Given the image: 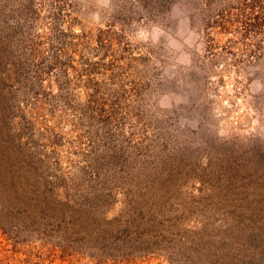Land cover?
Returning <instances> with one entry per match:
<instances>
[{
    "label": "rangeland",
    "instance_id": "1",
    "mask_svg": "<svg viewBox=\"0 0 264 264\" xmlns=\"http://www.w3.org/2000/svg\"><path fill=\"white\" fill-rule=\"evenodd\" d=\"M59 1L62 27L83 34V57L98 48L88 59L110 64L108 77L78 83L77 112L29 99L36 133L16 119L3 128L13 172L40 191L42 171L24 162L36 147L60 160L43 175L66 219L36 217L28 231V216L0 215V264H264V0ZM28 2L0 0V90L32 25ZM32 2L43 37L54 10ZM42 86L56 93L50 78ZM9 95L5 115L22 101Z\"/></svg>",
    "mask_w": 264,
    "mask_h": 264
},
{
    "label": "trees",
    "instance_id": "2",
    "mask_svg": "<svg viewBox=\"0 0 264 264\" xmlns=\"http://www.w3.org/2000/svg\"><path fill=\"white\" fill-rule=\"evenodd\" d=\"M47 1L50 2L48 7L54 10L47 11L48 15L46 18L53 24L49 33L42 37L35 32L33 24L34 21L36 22L37 19H39V15L37 14L38 8H33L34 1L32 2V0H29L28 3H30V8H32L29 11L30 14L34 15L33 17H30L32 25L29 27L28 32L22 37L20 43H18V53L15 58L13 56L12 65H5L2 70V82L4 85L10 86L9 91H4L3 88L0 90L5 98V103L8 105L13 104V99L9 94L14 93V91L15 93H20L18 99H22V101H18V104L19 102L20 104L15 106L16 109H14V113L5 115V113L0 112V138L3 137V128L10 126L9 119L11 122L13 119L18 121L17 126L19 130L22 128L24 131L27 130L36 133L34 129L36 125L34 117L38 112L26 111V109L29 110L28 107H26L29 103V99L31 100V108L39 106L38 109H42L45 108V105L50 106L51 108L55 107L54 109L42 110L50 115L55 112L59 117L64 109L77 112L79 102L76 99L78 95L72 92L77 88L78 83L85 78L86 82L84 85L86 88H90L87 87V84L88 86H92L93 83L91 81L93 80L92 76H95L94 74L103 77V79L108 77L106 72L109 71L110 64L107 66L103 61L91 63V60L88 59V55L96 56L98 48L90 47L89 51H87L83 57L84 52H81L79 44V39L84 38L83 34L82 36H79L80 38H78V41L77 39L73 40L67 28L62 27L64 21L66 22V19L68 18L65 12L62 13L63 9L62 5H60L62 1ZM27 8L28 6L26 5L25 9ZM56 10L57 12H55ZM99 34L100 36H96V42H99V45H101L103 40L110 44L107 37L108 31H99ZM109 46L110 45H101L99 46V49L107 52ZM75 50L76 54H78L79 64L84 66L86 71L85 69L79 71L78 67L74 65L75 58L73 54ZM88 63L89 66L87 65ZM47 78H50L53 81L56 93L52 94L51 91H46L43 88L42 83L47 80ZM93 94L94 93L91 91L87 97L91 98ZM7 97L10 99H7ZM90 98H87L86 101L88 106L94 104V101L90 100ZM102 120L103 118L100 121ZM12 125H14L13 122ZM40 134L42 133L40 132ZM3 141L7 144V147L5 148L0 145L1 217L12 216V214H24L28 216L30 218L28 223H31L27 224L26 228H29L28 231L34 230L33 223L37 220L36 217H39L42 221L46 220L58 224L64 222L66 218L63 215L58 214V208L55 209L60 204L59 200L51 201V198L46 196V192L53 190L51 177H45L43 175L46 169L52 168L54 171L56 169L58 171L61 170L60 160L56 157L43 156L37 153L36 151L38 148L36 147L34 148V151L31 152L29 159L24 162V168L29 173L34 175L35 168L36 171L39 169L42 171V175H38L37 178L43 183L42 186L45 187V189L40 191V189L35 187L29 179L26 177L24 179V175L21 171L19 172V175H16L15 171L13 172V162H11L12 150H10L9 145L10 139H7V141L3 139ZM60 177L64 179L67 178L64 175H60ZM28 193H34L36 196L29 197ZM41 193L43 194L42 196ZM72 198L73 197H69L66 201H73Z\"/></svg>",
    "mask_w": 264,
    "mask_h": 264
}]
</instances>
